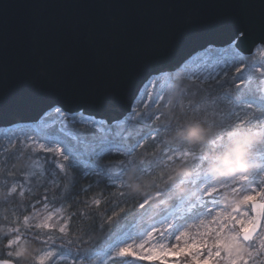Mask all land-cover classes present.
Wrapping results in <instances>:
<instances>
[{"label":"snow or ice","instance_id":"obj_1","mask_svg":"<svg viewBox=\"0 0 264 264\" xmlns=\"http://www.w3.org/2000/svg\"><path fill=\"white\" fill-rule=\"evenodd\" d=\"M258 8V31L254 21H244L231 43L218 50L210 45L194 65V76L188 77L194 85L191 98L186 105L181 104L183 121L171 112L147 110L153 102L159 105L164 101L162 95L153 101L171 80V75L161 69L152 71L139 89L138 100L144 103L145 111H137L138 104L133 102L125 118L109 122L93 116L87 121L90 134H73L66 131V126L69 116L75 120V113L65 111L62 105L50 106L40 122L27 126L37 138L24 135L10 139V148L19 140L25 151L49 154L42 164L21 151L13 168L23 182L13 183L4 193L5 198L18 195L23 201L26 194H33V179L44 189L42 198L32 202L31 214L23 216L25 229H35V238L44 245L35 254L28 253L29 264H91L92 260L96 264H124L128 257L145 264H182L185 257L191 264H264V87L255 83L257 77L264 79V0ZM166 39L161 34L157 43L143 45L133 55L142 65L155 63L163 54ZM242 40L252 42L251 60L238 47ZM6 46L0 17V85L7 79ZM181 66L187 68L188 64ZM171 103L168 101V106ZM52 111L59 119L46 121ZM204 128L211 132L204 135ZM5 131H15V126ZM178 131L182 134L174 135ZM184 132H190L192 138H186ZM248 134H254L253 138L243 139ZM168 135L171 141L161 140ZM238 137L252 158L256 160L254 154L259 155L260 162L249 171L214 179L204 166ZM150 144L156 145L151 154L146 151ZM107 155L120 159L102 163ZM177 165L186 166L188 171L173 175ZM157 170H161L159 176L146 184L144 177L153 176ZM75 171H82L84 178L94 177L97 187L104 183L99 193L76 203L99 209L109 199L113 201L99 224L101 230L107 229L102 251L92 247L95 241L74 237L72 221L77 215H85L83 210L66 214L63 204L54 207L58 199L71 194ZM133 183L137 185L135 190ZM177 185H192L195 190L185 194L178 192ZM149 186L155 191H147ZM92 188L89 184L81 191L86 195ZM108 188L115 191L105 196ZM221 200L228 203L221 206ZM242 206L247 210L241 211ZM130 209L138 215L151 212L149 222L139 232L120 224ZM14 222L17 227L7 229L12 235L5 245L8 258H0V264H21L27 252L19 221ZM53 232L59 235L49 234ZM134 232L143 237L138 244L128 242ZM172 236L176 243L169 247ZM57 239L61 241L59 247Z\"/></svg>","mask_w":264,"mask_h":264},{"label":"water","instance_id":"obj_2","mask_svg":"<svg viewBox=\"0 0 264 264\" xmlns=\"http://www.w3.org/2000/svg\"><path fill=\"white\" fill-rule=\"evenodd\" d=\"M260 0H0L7 79L0 127L38 120L50 106L122 119L152 71L178 69L207 45L233 41L244 21L259 29ZM166 36L159 60L133 53ZM244 54L253 47L242 40Z\"/></svg>","mask_w":264,"mask_h":264},{"label":"trees","instance_id":"obj_3","mask_svg":"<svg viewBox=\"0 0 264 264\" xmlns=\"http://www.w3.org/2000/svg\"><path fill=\"white\" fill-rule=\"evenodd\" d=\"M194 88L192 81L187 78L179 77V78H171L170 82L165 85L164 93L158 94L153 97V101L159 99V96L162 95L164 97V101L157 105L155 102L151 104V107L148 108V111H155L159 110L162 113H173L177 116H180L181 111V104H187L190 97V91ZM199 99V97H197ZM168 101H171V105L168 106ZM138 108L137 111H145L144 103H137ZM181 121H183L184 117L180 116ZM67 127L71 130L73 134L76 133H91V128L79 121V120H72L67 123ZM215 131V129H213ZM172 136H162V141H171ZM159 143V142H158ZM19 146L16 145L13 148L9 147V144L5 147H2L0 144V257L1 258H8L7 251L8 248L5 247L7 244V240L12 238L11 234L7 233L8 227H17V223L14 221H19L20 227V235L24 241V246L27 249L28 253L35 254L37 250L41 249L44 245L40 240L35 238L36 230L35 229H25L23 225V216L29 215L30 212L33 210L31 207V203L34 200H40L43 195L44 189L42 187H33V194L28 195L26 194L23 201L19 198L18 195H14L10 198H5L4 193L7 192V188L12 180L21 178L19 172H17L13 165L18 163V157L20 156L21 151L18 148ZM161 147L163 145L161 144ZM156 150V145L150 144L147 148V153L151 154L153 151ZM25 151V150H24ZM29 153L25 151V157H27ZM120 157L114 155H107L103 157L102 163L107 161H117ZM207 165L204 166V168ZM161 170H157L153 176H145L144 181L146 184H149L150 181L153 180L154 177L159 176V172ZM13 172L14 175L9 176L8 173ZM76 182L75 185L71 188V194L63 200H57L55 205L59 207L61 204L64 205L66 214L67 211L78 212L83 210L85 215H77L74 220L72 221V231L74 233V237H81L83 240H93L95 244L92 245L95 249L101 248L105 243V233L107 229L101 230L99 224L101 223V217L105 215L106 209H111L113 205V201L111 199L108 200L107 203L102 204V206L97 209L95 206H91L90 208H86L82 203H76V200H84L85 198L92 197L95 193H99L102 188H104V183H101L98 187L95 183L94 177L84 178L82 171H75ZM167 173H165L166 179ZM65 181H62V183ZM159 179H156V183H159ZM92 184L93 188L91 192H88L86 195L81 191L83 187ZM182 188L184 186H181ZM115 191V189L108 188L105 192V196L107 193ZM147 191L154 192L155 188L149 186ZM51 190L49 195L51 196ZM71 203V209L68 208V205ZM131 203V202H130ZM108 215L111 214L110 211L107 212ZM139 215L136 214L134 209H130L126 215H123L120 219V224L128 227ZM54 236H58V232L49 233ZM46 238V237H44ZM56 245L59 247L61 241L59 239L55 240ZM82 247H88V245H81ZM30 257L28 256L26 259L24 258L21 261V264H29ZM57 264H63L62 261H57Z\"/></svg>","mask_w":264,"mask_h":264},{"label":"rangeland","instance_id":"obj_4","mask_svg":"<svg viewBox=\"0 0 264 264\" xmlns=\"http://www.w3.org/2000/svg\"><path fill=\"white\" fill-rule=\"evenodd\" d=\"M232 41H230L229 43H231ZM228 43V44H229ZM227 44V45H228ZM209 46L210 45H207L204 49H202V50H200V51H197V52H195L194 54H192L191 55V57L187 60V61H185V62H187V64H188V67L187 68H185V67H182V66H180L178 69H175V70H172V71H166V73H168V74H170L171 75V78H179V77H184V78H187L188 79V77L189 76H194V65L195 64H197V63H199L200 62V59H202L207 53L205 52V50L206 49H208L209 48ZM211 46H213L215 49H221V48H223L224 46H226V45H224V46H216V45H211ZM213 55H219V53L218 52H214L213 53ZM245 55H247L248 57H249V60H251L252 59V57H251V54L250 53H248V54H245ZM259 57L257 56V59H258ZM184 62V63H185ZM183 63V64H184ZM182 64V65H183ZM209 71H210V69H208ZM255 83L258 85V86H260V87H264V79H262V78H259V77H257V79H256V81H255ZM164 88H165V86H164ZM150 91H151V89H149ZM139 92V91H138ZM160 93V92H159ZM164 93V91L162 92V93H160V94H163ZM144 99L146 100L147 99V97L145 96L144 97ZM133 102H136V103H138L139 102V100H138V94H137V96H136V98L134 99V101ZM133 104V103H132ZM54 108V107H53ZM80 111H78V112H75V120H79V121H81V122H83V123H85V124H87V121L88 120H90L92 117H93V115H88V114H84V116L83 117H81V115H80ZM127 115V114H126ZM126 115L123 117V118H125L126 117ZM44 116V114L43 115H41L39 118H38V120H36V121H34V122H30L29 124H25V123H15V124H12L10 127H7V126H1L0 127V144H1V146L2 147H5V146H7L8 144H9V141H10V139H16V138H22V136H24V135H27V136H32L34 139L35 138H37V136H36V133L33 131V130H31L30 128H28L27 126L28 125H35L36 123H38V122H40V120H41V117H43ZM98 118V117H97ZM122 118V119H123ZM59 118L57 117V115L55 114V112L54 111H52V112H50L49 113V115L45 118V120L46 121H52V120H58ZM73 120V117L72 116H69V119H68V122H70V121H72ZM88 125V124H87ZM13 126H15V131H5V129H9V128H12ZM57 128L59 127V125H57L56 126ZM23 130V131H22ZM55 129H53V131H54ZM66 131H69V132H71V130L66 126ZM72 133V132H71ZM16 145H18L19 147V149L20 150H23L24 151V149L21 147V145H20V143H19V140H18V142H17V144ZM27 153H29V155L28 156H31V158L33 159V160H39L40 161V163H45V161H44V159H43V157H45L46 155H49V154H44V153H42V152H38V153H32L31 152V150L29 149V150H27ZM255 155V157H256V161L259 163L260 162V159H259V155L258 154H254ZM27 156V157H28ZM208 167V166H207ZM207 167H205V169H207ZM220 180H223V178L221 177L220 178ZM16 182H23V177L21 176V178H18V179H14V180H12L11 181V183L9 184V187L13 184V183H16ZM31 186H33L34 188L35 187H38L37 186V182H36V180L35 179H33L32 180V182H31ZM183 189H184V193L185 194H189V193H191V192H193L195 189H194V187L192 186V185H188L187 187H183ZM236 199H239V197H236ZM38 200V199H37ZM220 203H221V206H223V205H225L226 203H228L227 201H224V200H221L220 201ZM32 204V203H31ZM39 207H41L42 208V205H40ZM54 207H59L58 205H54ZM245 210H247V209H245L243 206H242V208H241V211H245ZM33 211V210H32ZM31 211V212H32ZM31 212H30V214H31ZM151 216V212H149V213H147V214H143V215H139L128 227H126V228H135V232H139L141 229H142V227H143V225L145 224V223H147V222H149V217ZM188 223H192V221H189ZM157 227H160L159 225H157ZM185 227H187V224L185 225ZM150 230V229H149ZM181 230H183V229H181ZM194 230V229H193ZM135 232L133 233V239L132 240H130V241H128V242H135V243H139L140 242V240L141 239H143V237L142 236H139V235H136L135 234ZM145 235H146V233H145ZM158 242H160V241H158ZM22 243H24V241H23V239H22ZM174 243H176V241H175V238H174V236H172L171 238H170V240H169V247L171 246V244H174ZM44 247V246H43ZM42 247V248H43ZM12 250H15L14 248L12 249ZM97 251H102L103 250V246L101 247V248H99V249H96ZM206 254V253H205ZM91 264H96V261L95 260H92L91 261ZM124 264H145V262H142V261H137L135 258H132V257H128V258H126L125 259V261H124ZM182 264H191V261H190V259L188 258V257H185L184 258V260H183V262H182Z\"/></svg>","mask_w":264,"mask_h":264},{"label":"clouds","instance_id":"obj_5","mask_svg":"<svg viewBox=\"0 0 264 264\" xmlns=\"http://www.w3.org/2000/svg\"><path fill=\"white\" fill-rule=\"evenodd\" d=\"M192 126H189V129ZM211 132V129L204 128L203 133L207 135ZM181 132L174 133V135H181ZM186 138L191 139L190 132L183 133ZM254 134H248L243 139H252ZM258 162L252 158L247 150L244 148L242 138L238 137L233 143L222 152L217 153L213 161L209 163L207 171L210 176L214 179H220L223 176L231 175L237 171H249L256 166ZM188 169L186 166L177 165L173 175L180 172H187ZM137 188V185L133 183V190ZM178 192H183L184 189L177 185ZM28 257V252L24 253V258Z\"/></svg>","mask_w":264,"mask_h":264},{"label":"bare ground","instance_id":"obj_6","mask_svg":"<svg viewBox=\"0 0 264 264\" xmlns=\"http://www.w3.org/2000/svg\"><path fill=\"white\" fill-rule=\"evenodd\" d=\"M1 258V257H0Z\"/></svg>","mask_w":264,"mask_h":264}]
</instances>
